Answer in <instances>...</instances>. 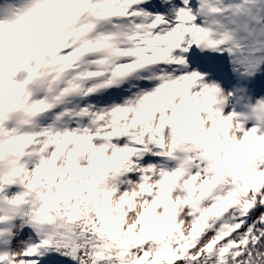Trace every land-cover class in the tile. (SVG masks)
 Returning <instances> with one entry per match:
<instances>
[{"label": "snow or ice", "instance_id": "obj_1", "mask_svg": "<svg viewBox=\"0 0 264 264\" xmlns=\"http://www.w3.org/2000/svg\"><path fill=\"white\" fill-rule=\"evenodd\" d=\"M0 264H264V0H0Z\"/></svg>", "mask_w": 264, "mask_h": 264}]
</instances>
